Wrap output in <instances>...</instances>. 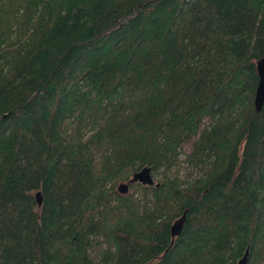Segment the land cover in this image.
<instances>
[{"label": "trees", "instance_id": "obj_1", "mask_svg": "<svg viewBox=\"0 0 264 264\" xmlns=\"http://www.w3.org/2000/svg\"><path fill=\"white\" fill-rule=\"evenodd\" d=\"M262 58L264 0H0V264H264Z\"/></svg>", "mask_w": 264, "mask_h": 264}, {"label": "water", "instance_id": "obj_2", "mask_svg": "<svg viewBox=\"0 0 264 264\" xmlns=\"http://www.w3.org/2000/svg\"><path fill=\"white\" fill-rule=\"evenodd\" d=\"M255 71L257 75V83H256L255 91H254L253 108H254V111L257 113L260 111L264 103V58L256 62ZM133 183H138V184L146 185V186H153L154 181L150 175V168L143 167L139 171L133 173L131 178L128 180V182L118 184L116 191L119 194L123 195L127 192L128 185L133 184ZM34 197H35V201L37 205H40L39 192H36L34 194ZM183 221H184V213L171 224L169 228L171 239L179 235L182 229ZM246 255H247V250L244 252L242 257L237 261V264H245Z\"/></svg>", "mask_w": 264, "mask_h": 264}, {"label": "rangeland", "instance_id": "obj_3", "mask_svg": "<svg viewBox=\"0 0 264 264\" xmlns=\"http://www.w3.org/2000/svg\"><path fill=\"white\" fill-rule=\"evenodd\" d=\"M190 144H191V143L189 142V143H186V144H184V145L182 146L181 151H182L183 154H188V153H190V150H191V148H190ZM180 159L182 160V159H183V156H180ZM186 172H190L192 175H197V174L200 173V172L195 171L194 169L189 168L188 166L185 167L184 165H180L179 170H178V174H179V176H180V177H183V175H184Z\"/></svg>", "mask_w": 264, "mask_h": 264}]
</instances>
